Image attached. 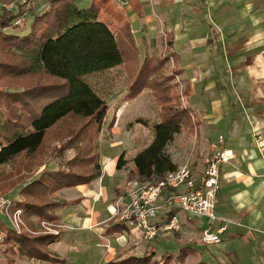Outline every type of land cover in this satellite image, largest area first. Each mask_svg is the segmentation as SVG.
<instances>
[{"label": "trees", "instance_id": "obj_1", "mask_svg": "<svg viewBox=\"0 0 264 264\" xmlns=\"http://www.w3.org/2000/svg\"><path fill=\"white\" fill-rule=\"evenodd\" d=\"M17 1L0 0V3ZM126 1L141 14L139 0ZM46 3L48 8L41 15L22 4L19 13L3 11L0 16V115L5 117L0 122V197L11 194L26 181L25 177L19 178L20 170L14 164L20 158L41 152L51 132L61 131L64 136L61 140L69 138V141L60 148L59 157L63 156V150L72 147L77 148V156L70 161L61 159L60 170L45 171L21 190L19 200L12 199L25 218L52 222L59 221L56 211L80 203L79 200L58 203L52 199L53 195L91 185L101 178L98 140L110 109L108 100L114 91L100 76L123 68L128 75L125 103L150 92L160 108L153 140L133 159L134 167L126 174V185L158 183L176 172L178 166L167 154V147L184 129L193 131L195 124L192 109L181 105L175 83L180 72L174 68L171 74L166 73L173 55L158 58L146 54L141 62L131 21L116 0H91L88 9L78 8L76 0H46ZM29 15L33 19L27 34L5 33L9 29L24 30ZM167 42L168 46L172 45L170 39ZM130 55L135 61L133 80L126 58ZM22 80L28 82L20 84ZM185 95H189V88ZM115 123L114 118L109 127L112 129ZM125 162L123 153L117 170L124 169ZM10 164L14 165L13 170L6 174L4 167ZM26 169L29 174L30 168ZM13 178H19V183ZM124 192L123 187L116 188L117 199ZM0 231L7 247L4 252L11 257L67 264L65 259L49 253V246L60 237L18 235L2 219ZM128 231V224L119 222L106 234L123 235ZM191 252L189 247L182 249L178 263L182 264ZM155 256L151 252L143 258L131 257L111 264H173L175 261L172 255L161 259Z\"/></svg>", "mask_w": 264, "mask_h": 264}, {"label": "crops", "instance_id": "obj_2", "mask_svg": "<svg viewBox=\"0 0 264 264\" xmlns=\"http://www.w3.org/2000/svg\"><path fill=\"white\" fill-rule=\"evenodd\" d=\"M139 1L141 14L126 0H116L125 6L135 42L138 32L139 39L145 36V51L153 46L165 48L169 54L163 57L173 55L174 68L189 82V107L198 115L209 155L226 148L236 156L221 168L217 220L177 212L181 231L158 235L165 244L175 243L171 252L160 253L136 227L108 236L107 230L121 222L117 211L132 200V188L125 187L117 199L123 176L116 158L104 164L93 184L61 191L63 200L80 203L56 212L67 230L49 253L67 264H111L153 252L155 259L172 255L173 264H179L182 249L189 247L192 252L182 264H264V0ZM35 2L29 6L43 14L48 4ZM108 178L114 184L106 183ZM13 193L12 199L19 200V193ZM172 215L161 212L154 222L161 225ZM208 229L220 235V244L204 246L202 233ZM3 238L0 231V264H51L5 254Z\"/></svg>", "mask_w": 264, "mask_h": 264}, {"label": "rangeland", "instance_id": "obj_3", "mask_svg": "<svg viewBox=\"0 0 264 264\" xmlns=\"http://www.w3.org/2000/svg\"><path fill=\"white\" fill-rule=\"evenodd\" d=\"M46 2V0H45ZM13 3V2H12ZM6 3V4H12ZM15 3V2H14ZM18 11L17 10H9L6 8H0V16L3 14V11L17 14L19 13V9L22 4L32 5L28 0H23L21 2L18 0ZM36 3V2H35ZM34 3V6L36 4ZM39 2H37L38 4ZM76 5L80 9H88L91 5V0H77ZM121 6V5H120ZM125 10V6H121ZM34 14L38 15L40 12L38 9L33 8ZM32 15H29L27 18L26 28L24 30L21 29H9L6 30L5 33L8 34H16V35H25L30 30V25L32 22ZM133 21V19H131ZM136 33L137 44L140 48V56L141 62H143L144 56L148 55H157V56H166L165 48H155L154 47L145 51L142 41L145 40V36L142 34L143 39H139ZM16 54H20L19 51L15 52ZM127 65L129 69V74L131 75V79L133 80L134 70L132 66H135V61L133 56H127ZM159 58V57H158ZM176 66L175 61H171L166 69L167 74H171L174 67ZM127 74L123 70V68H116L112 71L108 76H100V79L107 81L108 86L114 91V94L108 100V104L110 106L108 116L104 122V126L102 128L99 140H98V152H100L101 162L100 165L102 167L101 173L105 170V165L109 160H115L117 158V162L120 156L124 153V160L126 161V167L120 172L122 173V178L118 185L125 187L126 189H131V184L126 185V174L129 170L134 167L133 159L135 156L141 152L143 149L148 147L154 137V127L159 123V114L160 108L155 104L154 98L150 92H144L137 99L130 103H125L124 96L127 93ZM35 80V79H32ZM187 79L181 78V76H177L175 83H177V91L181 96V105L182 107H189V97L185 95L186 91L190 90L189 82ZM27 80H22L19 83L24 84L27 83ZM107 86V85H106ZM3 91V90H1ZM190 108V107H189ZM195 128L193 131L189 129H184L181 134L175 136V139L170 145L167 147V154L170 155L173 162L177 164L179 167L184 163H191L196 172L201 173L204 168V161L207 157H209L210 146L205 138L202 137L200 133V120L198 119V115L195 113L191 114ZM116 120L114 127L111 129L109 125L112 121ZM5 117L0 115V122H4ZM138 121H141L138 123ZM70 126V125H69ZM116 133V134H113ZM64 136L61 131L56 132V129L51 132L45 146L38 154L33 157H23L20 158L16 164L20 170V177H25L26 181L24 184H21L16 187L15 191L17 193H21V190L33 183V181L37 180L45 171L49 170L50 172H55L60 170L61 168V159H65L66 161H70L77 156V148H67L63 150L62 157H59L60 148L64 144L69 141V138L61 140ZM122 137V138H121ZM121 138V139H120ZM104 162V163H103ZM116 162V164H117ZM13 164H10L4 167V172L6 174L10 173L14 167ZM30 168L29 174H27V169ZM102 176V174H101ZM33 177L32 179H27ZM19 178L16 179V182L19 183ZM24 180V179H23ZM112 180V181H111ZM110 182L114 184V180L112 178H108L106 183ZM17 183V184H18ZM133 185V183H132ZM63 191V190H62ZM12 194H7L5 197L15 198L13 192ZM60 192L56 195L52 196V199L55 202L63 203L65 200L61 198ZM9 195V196H8ZM19 195V194H18ZM68 202V201H67ZM57 212V211H56ZM55 212V214H56ZM3 222L8 226V223L5 219H2ZM28 225H30L34 230H37V226L40 224L38 219L35 218H26ZM57 223H61L60 221H54ZM43 236V235H40ZM151 245L159 250L160 253L165 251H172L175 247V243L165 244L163 242V236H159L157 239L151 242Z\"/></svg>", "mask_w": 264, "mask_h": 264}, {"label": "built area", "instance_id": "obj_4", "mask_svg": "<svg viewBox=\"0 0 264 264\" xmlns=\"http://www.w3.org/2000/svg\"><path fill=\"white\" fill-rule=\"evenodd\" d=\"M30 3L40 0H28ZM18 3L1 4L0 8L17 10ZM18 11V10H17ZM224 139L220 137V143ZM236 156L233 151L221 148L204 161L203 174L199 175L191 163L180 165L176 172L170 173L158 183H134L130 204L117 211V218L126 222L129 227L140 229L149 241H154L160 232H180L181 222L177 212L183 211L191 215L208 217L211 222L217 220L215 208L220 191L221 168L231 163ZM161 212L173 213L161 225L154 221ZM0 219H5L8 226L18 235L61 237L67 227L62 223L42 221L34 230L28 225L24 212L16 208L9 197H0ZM226 230L222 228L219 234ZM210 229L203 231L204 246H214L222 242V238Z\"/></svg>", "mask_w": 264, "mask_h": 264}]
</instances>
